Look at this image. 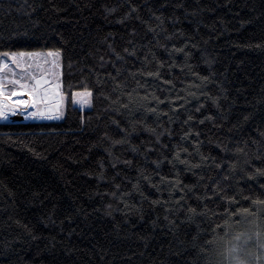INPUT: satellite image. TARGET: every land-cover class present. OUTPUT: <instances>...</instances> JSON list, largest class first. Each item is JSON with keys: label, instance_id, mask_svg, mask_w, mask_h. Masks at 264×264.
Returning <instances> with one entry per match:
<instances>
[{"label": "trees", "instance_id": "1", "mask_svg": "<svg viewBox=\"0 0 264 264\" xmlns=\"http://www.w3.org/2000/svg\"><path fill=\"white\" fill-rule=\"evenodd\" d=\"M43 49L65 110L0 122V264H226L264 238V0H0V52Z\"/></svg>", "mask_w": 264, "mask_h": 264}, {"label": "snow or ice", "instance_id": "2", "mask_svg": "<svg viewBox=\"0 0 264 264\" xmlns=\"http://www.w3.org/2000/svg\"><path fill=\"white\" fill-rule=\"evenodd\" d=\"M176 51H183V49H176ZM60 59L61 54L59 51H20L0 53V119L7 120L10 113L15 114V109L12 108V105L8 103V101L13 96H22L24 92H27V94L32 97L31 106L36 109L35 111L27 113V116L39 119H60L63 115L60 106L57 105V109L53 111L48 107V104L46 103V101L50 98L51 95L58 93L61 87L60 83L58 82L61 67ZM160 66L163 67V64H161ZM144 74L148 76L157 77H159L160 75L158 71L148 72ZM166 83H170V81ZM9 86H11V90H8ZM75 95L90 98L92 93L91 91H85L83 93L78 92ZM129 98L131 99V96H129ZM147 98L148 97H144L143 99ZM152 98L159 101V98L155 97L154 94ZM88 102L89 99H85L82 101V103ZM20 103L28 104L29 101L25 99H20ZM41 104L44 105L43 110L38 107ZM126 106L127 105H125V107ZM198 110L199 109H197V111ZM150 111H155V109H150ZM188 120H192V117L189 116ZM185 122L187 123V121ZM200 122L203 123V121ZM149 130L153 132L155 131L154 129ZM185 135L187 136L188 133H185ZM197 135L199 134L197 133ZM157 139H159V135L157 136ZM123 142L124 141H116V143ZM183 151L187 152V149H183ZM175 159L183 164L189 163L187 160H180L179 150L175 154ZM220 166L221 165H217V167ZM194 167H198V165ZM234 167L235 166L233 165V168ZM254 174L264 176V169L256 168ZM100 179H104L102 173L100 174ZM161 182L174 184L175 187L180 186L179 179H176L175 181H170L167 177H161ZM217 190L222 191L219 186H217ZM181 191H183V189H181ZM226 199L229 198L226 197ZM153 203H159V201H153ZM254 203L264 205V200H257L254 201ZM125 207H128V205L125 204ZM189 211L194 215L196 214V209L194 208H190ZM241 213L246 215H255V213H251L250 210L247 208L241 209ZM257 237H259V233H257ZM235 239L239 240L240 236L237 235ZM255 259L257 261V264H260L261 257L257 255ZM234 264H244V262L236 258L234 259Z\"/></svg>", "mask_w": 264, "mask_h": 264}, {"label": "rangeland", "instance_id": "3", "mask_svg": "<svg viewBox=\"0 0 264 264\" xmlns=\"http://www.w3.org/2000/svg\"><path fill=\"white\" fill-rule=\"evenodd\" d=\"M48 51H53V52H56L58 50H47V49H43V50H33V51H23V52H48ZM10 52H20V51H10ZM60 52V51H59ZM0 53H3V52H0ZM60 64H61V59H60ZM61 85V67H60V75H59V81H58ZM8 90H11V86H9V89ZM85 91H90V90H79V91H75L74 92V95H73V100H74V103L79 106L80 108L82 109H85V108H90L91 105H92V99L91 97L90 98H86V97H83V96H76L75 94L76 93H83ZM22 99H25V100H28L29 103L26 104L27 107H28V111L25 112V113H22V112H19V113H15V114H9V117L7 120H4V119H0V122H6L8 121L9 119L15 117L16 119L18 120H21V121H39V120H57V119H39V118H31L29 116H27L26 114L27 113H30L32 111H35L36 109L33 108L31 106V100H32V97L30 95L27 94V92H24V94L22 96ZM18 96H13L11 97L10 99L13 100V102H17L19 101V98ZM85 99H89V102L88 103H82L83 100ZM46 103L48 104V107L55 111L57 109V105L60 106V109L62 110L63 114H64V110H65V95L62 91V88L60 87L59 91L57 94H54V95H51L50 98L46 101ZM12 107L17 109L15 103H12ZM41 110L44 109V105L41 104L38 106ZM251 233H249L248 235H250ZM247 237H244V238H241L239 240H235L233 241L231 244H230V248L228 249L227 251V255H226V258L227 259H236L238 258L240 261L244 262L246 260H253L255 261V257L257 255H259V249L257 247V244H258V241L260 239H264L263 237L259 238L257 237L256 235H251V236H248ZM251 241L252 244H249V245H254V247L252 248H249L247 246V242ZM260 264H264V260H261L260 261Z\"/></svg>", "mask_w": 264, "mask_h": 264}, {"label": "clouds", "instance_id": "4", "mask_svg": "<svg viewBox=\"0 0 264 264\" xmlns=\"http://www.w3.org/2000/svg\"><path fill=\"white\" fill-rule=\"evenodd\" d=\"M257 247L259 249V256L261 257V260H264V239H260L258 241ZM226 264H234V260L230 259V258L226 259ZM244 264H257V261H256V259H255V261L246 260V261H244Z\"/></svg>", "mask_w": 264, "mask_h": 264}, {"label": "bare ground", "instance_id": "5", "mask_svg": "<svg viewBox=\"0 0 264 264\" xmlns=\"http://www.w3.org/2000/svg\"><path fill=\"white\" fill-rule=\"evenodd\" d=\"M20 99H22V97L19 98V101L17 102H13L12 99H9L8 103H10L12 105V103H15L17 109H15V113H19V112H22V113H25L28 111V107L26 104H22L20 103ZM13 108V107H12Z\"/></svg>", "mask_w": 264, "mask_h": 264}, {"label": "water", "instance_id": "6", "mask_svg": "<svg viewBox=\"0 0 264 264\" xmlns=\"http://www.w3.org/2000/svg\"><path fill=\"white\" fill-rule=\"evenodd\" d=\"M17 121H18V119H16L15 117L8 120V122H17Z\"/></svg>", "mask_w": 264, "mask_h": 264}]
</instances>
